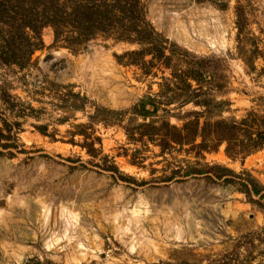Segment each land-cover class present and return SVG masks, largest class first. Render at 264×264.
Here are the masks:
<instances>
[{
  "label": "rangeland",
  "instance_id": "rangeland-1",
  "mask_svg": "<svg viewBox=\"0 0 264 264\" xmlns=\"http://www.w3.org/2000/svg\"><path fill=\"white\" fill-rule=\"evenodd\" d=\"M142 1L168 49L188 58L167 51L166 66L106 37L76 52L46 27L28 67H0V86L35 110L15 141L0 142L15 145L0 147V264H264V148L234 158L225 143L161 146L167 121L264 116V0ZM238 4L248 19L241 41ZM192 57L207 59L195 67L207 81L191 84L208 108L183 104ZM70 92L88 99L84 109ZM139 104L157 112L144 119ZM96 106L120 114L100 121ZM2 110L0 128L4 115L16 122ZM144 124L157 130L143 136ZM214 166L236 177L218 180ZM251 182L259 194L243 192Z\"/></svg>",
  "mask_w": 264,
  "mask_h": 264
},
{
  "label": "trees",
  "instance_id": "trees-1",
  "mask_svg": "<svg viewBox=\"0 0 264 264\" xmlns=\"http://www.w3.org/2000/svg\"><path fill=\"white\" fill-rule=\"evenodd\" d=\"M246 8L238 4L235 8L236 27L239 40L248 37V19L245 17ZM46 27H51L54 32L55 42H64L66 48L72 51H80L87 44L99 37L112 38L131 44H139L142 49L139 52L127 53L128 56H141L145 58L151 55L155 59L163 60L167 66L171 60L166 56L169 51L173 55L188 58V53L179 54L177 51L168 49L169 41L158 33L147 17V8L142 0H0V67H17L25 69L31 64L34 53L41 49L44 44L42 31ZM206 58L192 57L190 70L182 80L185 97L183 104H197L208 108V104H202L199 100V92L193 89L191 81L200 83L201 79L207 81L204 73L200 70L205 65ZM195 67H200L197 71ZM210 81V80H209ZM72 100L78 102L76 109H84L88 101L80 94L70 92ZM7 86H0V110L3 106L10 115L16 118V122L11 124L8 117L4 114L1 117L2 127L0 128V142L8 140L15 141V135L21 131L20 118L30 116L33 108L27 109L19 101H13ZM74 104H77V103ZM75 106V105H74ZM134 112L144 119H148L153 113L148 110V106L139 104L134 108ZM205 122L200 126L199 118L185 123L181 128L171 125L168 121L162 124V144L174 147L175 145L185 147L190 146L197 151H213L218 149L223 143L226 144L227 155L237 158L244 157L264 148V116L250 113L248 118L241 121L220 120L211 121L209 112H205ZM120 113L114 110L96 106L94 119L108 121L111 117L118 116ZM200 115V113H193ZM102 115L104 117H102ZM109 118V119H108ZM250 118V119H249ZM148 136V127L157 130L152 125L144 124ZM16 128L15 135L12 130ZM18 131V132H17ZM46 131L41 130L43 135ZM7 133L8 135H6ZM83 134V133H81ZM155 134H150L154 138ZM197 140L200 143L197 144ZM0 147L11 149L14 144H4ZM92 153L95 149H91ZM0 154L2 152L0 151ZM208 173L220 180L228 176H235L234 172L226 167H211ZM236 177V176H235ZM211 179V178H210ZM245 194L251 192L259 194L260 185L251 182L245 184ZM251 189H250V187ZM159 264V263H158ZM161 264H172L162 262Z\"/></svg>",
  "mask_w": 264,
  "mask_h": 264
},
{
  "label": "water",
  "instance_id": "water-1",
  "mask_svg": "<svg viewBox=\"0 0 264 264\" xmlns=\"http://www.w3.org/2000/svg\"><path fill=\"white\" fill-rule=\"evenodd\" d=\"M149 110H153V107H148Z\"/></svg>",
  "mask_w": 264,
  "mask_h": 264
}]
</instances>
